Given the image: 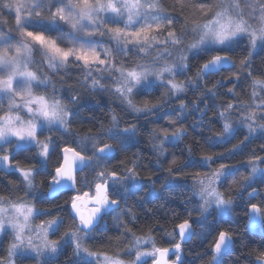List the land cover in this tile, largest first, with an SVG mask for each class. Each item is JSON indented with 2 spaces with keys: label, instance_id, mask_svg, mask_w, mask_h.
I'll return each instance as SVG.
<instances>
[{
  "label": "snow or ice",
  "instance_id": "snow-or-ice-1",
  "mask_svg": "<svg viewBox=\"0 0 264 264\" xmlns=\"http://www.w3.org/2000/svg\"><path fill=\"white\" fill-rule=\"evenodd\" d=\"M185 4L187 0H181L182 8ZM190 6L200 15L211 11L213 7L207 0H200ZM3 10H7L8 14L14 12L15 26L10 28V31L18 33L20 39L15 40L0 28V96L6 97L8 101L7 113L0 115V152H4L0 155V167L7 165L10 170L19 172L29 193L34 192L35 179L40 171H37L35 166L20 167L19 161L13 165L10 156L14 159L21 150L36 149L34 159L40 169L50 177V194L62 189L75 190L77 172L85 168L93 172L91 183H85L90 188L94 186V192L90 194L85 191L72 197V223L58 240L49 239V232L55 235L60 231L64 226L62 217L51 212H42L23 198L11 200L0 196V236H11L6 253L0 255V264H16L14 257L33 253L36 257L46 253L55 254L62 250L65 244L73 246L72 255L69 257L73 264H126L125 259L118 254L109 255L90 250L85 246V238L97 231L107 212L121 207L125 192L143 187L138 183L135 163L128 168V174L124 176L108 169L106 161L117 154V149L113 144L104 142L114 141L120 151H125L137 135L138 129L135 125L121 129L119 118L113 114L111 124L107 128L101 126L95 134H84L74 142L75 147L66 142L65 146L60 148L51 136L41 140L39 136L43 135L44 130L49 133L59 129L69 130L78 118V112L73 111L69 105H76L78 98L73 95L65 103L64 99L56 94L54 86L52 93L46 94L49 85L47 78L38 70L32 69L37 63L35 55H40L41 61L57 72L71 67L82 68L86 78H91L93 88L102 87L100 80L93 77L94 72L118 74L114 82V92L121 102L134 113L151 115L157 106L148 107V101H145V107H138L136 97L141 94L150 95L157 83L164 86L171 95L179 96L189 87H199L198 81L201 79L235 67L236 62L232 56L236 48L244 43L245 38L248 41L245 47L250 46L252 50L257 47L264 48V0H227L226 4L218 5L217 10L205 22L197 23L194 20L191 27L185 23L180 32L174 27L180 23L179 17L171 14L162 0H0V16L3 15ZM53 32L59 34L53 35ZM97 35L107 36L115 47L95 39ZM159 45L164 46L161 51L167 56L175 54L172 62L158 65L156 61L159 57L154 58L152 62L131 67H126L123 62H116L117 56L122 57L129 53L149 54ZM189 54L194 59L199 58L201 54L210 58L197 69L195 80L187 78L186 82H177V75L190 71ZM251 55L252 52L249 51L246 59L240 61L242 67H251ZM232 75L239 78L238 72H233ZM249 75L252 73L249 72ZM217 84L224 86L223 81H217ZM41 86H44V93L39 91ZM252 86L255 95L257 87L264 89V79H254ZM208 91L212 92L211 89ZM17 97H20L19 102ZM184 107L185 105L181 104V110ZM232 107L231 104L227 106L228 109ZM219 115L224 120L223 131L214 142L224 143L232 137L234 129L226 112L221 111ZM245 119L255 123L253 115ZM253 124L247 125L249 134L256 130ZM260 128L264 131V125ZM161 131L165 133L164 138L154 149L163 155L164 143L169 140V129L164 128ZM183 135V131L177 128L172 133L171 140H178ZM244 139L248 140L249 137ZM243 143L244 141H241V144ZM89 144L91 152L88 150ZM6 146L13 149L11 154L6 151ZM57 148H60L62 156L57 160L53 171H48L51 157ZM239 148L240 145H235L232 151ZM189 152L191 153V149ZM253 155L254 160L250 161L252 175L264 174V168L258 167L257 163L262 161V158ZM202 159L209 167L218 162L211 155ZM171 163L176 164V160L173 159ZM188 166L178 167L175 172L169 167V176L161 187L166 190L178 187L174 177ZM195 175L200 177L201 173L197 172ZM232 175L234 170L229 165L220 163L219 168L205 173L203 179H196L195 184L199 187L197 195L202 202L199 205L201 215L208 212L213 205L220 216L230 215L233 200L226 198L219 191V187L227 183ZM247 179L251 182L250 178ZM150 191L152 195L156 194L154 183L150 186ZM256 195L258 193L255 190L248 193L250 200ZM131 211L129 208L128 212ZM261 213V207L251 204L250 222L264 220ZM44 215L52 218L33 227V218ZM132 219H135L134 215ZM125 228L131 232L127 225ZM175 228L178 229L181 242L196 235L187 219L176 224ZM34 235L39 239L38 243L34 240ZM130 243L131 248L127 250V255L131 256L134 249L135 258L129 264H146L145 257H153V264H167L163 258L169 249L157 247L151 230L141 236L133 233ZM234 243L230 230L216 231L214 242L210 245L213 253L210 264H223V257L231 254ZM144 245H151L150 250H142ZM174 250L176 260L180 261L181 243H176ZM255 264H264V251L256 253Z\"/></svg>",
  "mask_w": 264,
  "mask_h": 264
},
{
  "label": "trees",
  "instance_id": "trees-1",
  "mask_svg": "<svg viewBox=\"0 0 264 264\" xmlns=\"http://www.w3.org/2000/svg\"><path fill=\"white\" fill-rule=\"evenodd\" d=\"M220 1L207 0L213 7L204 15H200L194 7L190 6L199 3L200 0H187L183 8L181 0H162V3L171 14L179 17L180 23L174 27L180 32L185 23L191 27L194 20L197 23L205 22L217 10ZM65 29L69 30L67 26ZM188 39L191 40V36ZM103 40L113 48L115 47L108 37H104ZM247 44L245 39L244 43L236 48L232 56L236 62L235 67L201 79L198 81L199 87H196L195 91H188L182 99H173V95L163 86L153 87L150 95L137 96L138 107L145 106L144 102L148 101V107L156 105L159 110L157 113L143 116L127 109L121 102L113 103L109 100H114L112 96L83 85L82 78L78 77L79 72L82 71L81 68L78 70L61 69L57 72L44 69L43 64L36 63L32 66L33 70H38L43 76L49 77H47L49 82L47 94L52 93V86H54L56 94L63 98L65 103L73 95L78 98L76 105H69L73 111L78 112L76 122L71 124L65 135H53L54 141L60 145V148L65 146L66 142L75 147L74 142L84 134L89 132L95 134L101 126L107 128L111 124L113 114L119 118L121 129L131 125H135L138 129L137 135L130 141L125 151H120L114 141H104L113 144V147L117 149V154L106 161L108 169L124 176L128 168L135 163V171L143 181V187L131 193L127 191L125 199L122 200L121 209L107 214L104 219L105 223L85 239V246L90 250L109 255L115 253L129 260L132 255H127L126 251L131 248L133 233L141 236L149 230L156 240L157 247L169 248L178 242L176 224L187 219L193 223L196 236L188 244L183 245L182 264H210L213 255L210 245L214 242L215 232L218 230H230L235 241L231 254L223 257V264H255L256 253L264 251V224L259 232L252 231L248 223V213L251 204L259 205L264 213V174L252 182L250 169L246 165L254 160L253 154L264 158V133L245 142L241 132L238 131L234 138L227 142H214L223 131L224 121L219 113L228 112L229 104L250 103L253 80L264 79V51L250 58V68L242 67L240 63L241 60L246 59L249 52V47H245ZM128 57L132 58V53L122 57L117 56L116 61L118 64L123 62L126 65ZM144 58L141 60L145 61ZM209 58L203 54L196 59L192 55L189 56L188 76L195 80L197 69ZM39 59H41L40 56L35 55L36 62ZM233 72L239 73L238 79L232 75ZM249 72L252 75H249ZM217 81H223L224 86L217 84ZM209 89L212 92H209ZM229 89L232 91L230 92ZM181 104L185 105L183 110H181ZM227 117L232 124H235L231 113L227 114ZM164 128L169 129L167 133L169 140L164 143V154L160 155L155 151L154 146L163 140L165 133L161 130ZM177 128H180L184 135L178 140H171V135ZM241 141L245 143L241 144ZM235 145H240V148L232 151ZM60 148H57L56 153L52 155V164L48 171H53L54 165L61 157ZM88 150L92 151L90 144ZM24 154V152H19L14 159H11V162L19 161V166L30 167L24 160ZM206 155L213 156L218 162L212 163L210 167L207 166L202 159ZM173 159L176 160V164L171 163ZM220 163H225L230 167L237 166L234 175L227 183L219 187V191L226 198H231L233 204L228 217L218 218L216 215H211L207 218L195 209L196 199L192 182L199 178L195 175L197 172L204 176L209 170L219 168ZM183 165L189 166L174 177L179 186L171 190L162 188L161 186L165 184L169 176L167 169L172 167L175 172L176 168ZM261 166L264 168V162ZM36 169L40 171V174L35 179V190L41 197L46 196L50 177L39 167ZM247 178H250L251 182ZM92 179L93 172L87 168L83 174L77 176V189L84 192L82 187L84 182L91 183ZM153 183L157 189L155 195H152L150 191ZM244 185L248 186L244 187ZM254 190L258 195L250 200L248 193ZM15 193L23 196L21 197L23 199L27 198L26 190L16 175L0 172V196L16 200L17 198L13 197ZM71 198L72 194L62 193L53 200L46 199L45 205L40 207L49 212L60 210L59 207L65 209L56 214L63 218L64 226L53 235L54 240H58L72 223L67 207H64ZM133 198L137 199L138 207L133 204L135 203ZM129 208L132 209L131 212H128ZM189 213H191L190 216ZM204 220L206 221L205 226L201 227L200 224L204 223ZM125 225L131 229V232L126 230ZM2 243H4L3 248H6L5 242L2 241ZM72 251L71 246H65L59 256L49 264H73V261L69 259ZM26 260L24 264L37 263L34 259Z\"/></svg>",
  "mask_w": 264,
  "mask_h": 264
},
{
  "label": "rangeland",
  "instance_id": "rangeland-1",
  "mask_svg": "<svg viewBox=\"0 0 264 264\" xmlns=\"http://www.w3.org/2000/svg\"><path fill=\"white\" fill-rule=\"evenodd\" d=\"M221 3H227V0H221L220 1V4ZM246 11H247V9H245ZM14 12L13 13H11V14H8L7 13V10H3V15L2 16H0V28H2L3 29V32L5 33V34H7V35H9V36H12V37H14L15 38V40H19L20 39V36H19V34L18 33H16L15 31H10V28H14V26H15V21H14ZM66 30V29H65ZM68 30V29H67ZM59 33H56V32H53V35H58ZM104 37H107V36H103V38ZM103 38L101 37V36H99V35H97L96 37H95V39H97V40H102V41H104L103 40ZM246 39V38H245ZM244 39V40H245ZM190 41V40H189ZM246 41H247V39H246ZM248 42V41H247ZM163 45H159V46H157L156 48H154L153 50H151V52L149 53V54H146V53H132V58H127V60H126V67H131V66H134L135 64H141V63H146V62H152L153 60H154V58H157V57H159L160 59H158L157 61H156V63L158 64V65H162V64H164V63H170V62H172L174 59H175V54L173 55V56H167V54L166 53H162V49H163ZM249 51H251L252 52V55H251V57L252 56H254V55H256L258 52H260V51H264V48H261V47H257V49H255V50H252L251 48H250V46H249ZM40 56V55H39ZM189 56H191V54H189ZM143 57H145L144 59H145V61H142L141 59H143ZM41 58V57H40ZM36 61V60H35ZM117 62V61H116ZM37 64L38 65H41V64H43V67H45L44 69H49L48 67H47V65H46V63H43L42 61H41V59H39V61L37 60ZM69 69H79V68H77V67H71V68H69ZM82 69V68H81ZM50 71H54V70H52V69H49ZM48 75H50V74H48ZM118 74H113V73H110V72H94L93 73V77H95V78H97V79H99L100 80V82H101V85H102V87H100V86H97V87H95V88H93L92 86H91V78H86V76L84 75V70L82 69V71L81 72H79V74H78V77L80 76L82 79H81V81H82V84L83 85H86L87 87H89V88H91L92 90H95V91H99V92H104L105 94H107V95H110V96H112L113 98H114V100H112V99H109L110 101H112L113 103H119V102H121V99L119 98V96L114 92V87H115V84H114V82H115V80H116V76H117ZM189 74L187 73V71L183 74V75H177V77H176V80H177V82H186V79L187 78H190V76H188ZM46 78L48 77V76H45ZM49 78V77H48ZM48 80V79H47ZM156 86H162V85H159L158 83L156 84V85H154L153 87H156ZM164 87V86H163ZM195 86H192V87H189L184 93H182V94H180L179 96H173V99H177V98H180V99H182V97H183V95H185V94H187V92L189 91H195ZM34 91H37L36 89H34ZM39 91L41 92V93H44V86H41L40 87V89H39ZM48 92L46 91V94H47ZM254 93V89H253V86L251 87V91H250V94H251V102L250 103H248V104H245V103H236V104H234L233 105V107H232V109H229V111L227 112L226 111V114H229V113H231L233 116H234V118H232V121H234V123L235 124H233V129H234V131H233V135H232V137L231 138H228L227 140H226V142L227 141H229V140H231V139H233L234 138V136H235V134L236 133H238V131L239 132H241V135L245 138V137H249V139L248 140H245L244 139V141L245 142H247V141H250L251 139H253L254 137H256V136H258V135H261V134H263L264 133V131H262L261 130V128H260V126L261 125H264V89H261V88H259V87H257L256 89H255V95L253 94ZM17 99V101L19 102L20 101V97H17L16 98ZM122 103V102H121ZM126 106V105H125ZM141 107H145V106H141ZM7 111H8V101H7V98L6 97H2V96H0V115H3V114H5V113H7ZM157 111H159L157 108L156 109H154V113L156 112L157 113ZM136 114H138V115H140V116H143V115H148V114H146V113H136ZM250 115H253L254 117H255V123L253 124V122L251 121V120H246L245 118L246 117H248V116H250ZM224 121V120H223ZM248 124H253V127L256 129L254 132H252L251 134H249V129H248V127H247V125ZM66 133H68V131H64L63 129H59V130H54V131H52L51 133H49L47 130H44V132H43V135H40L39 136V138L41 139V140H44L45 139V137H48V136H51V138H52V140H54L53 139V135H65ZM244 142V143H245ZM6 151L9 153V154H11L12 153V151H13V149L11 148V147H9V146H6ZM35 151H37L36 149H33L32 151H23V150H21V152H24L25 154H24V160L28 163V165L30 166V167H33V166H35V167H39L40 168V165L39 164H36V161H35V159H34V154H35ZM4 154V152H0V155H3ZM18 154V153H17ZM16 154V155H17ZM16 155H15V157H16ZM10 160H11V156H10ZM264 162V158L262 159V161H259V162H257L258 163V167H260V168H263L262 166H261V164ZM12 163V162H11ZM13 165H15L16 163H12ZM52 164V162L50 161V163H49V166ZM249 169H250V173H251V177H252V182L256 179H259V178H261V176L263 175V174H260V173H257L255 176H253L252 175V172H251V163L249 162L247 165H246ZM21 167V166H20ZM233 170H236L237 169V166H234V167H231ZM49 169V168H48ZM212 171H214L213 169L212 170H209V172L208 173H210V172H212ZM0 172H4V173H6V174H14V175H16L20 180H21V182H22V184H23V187H24V189L26 190V195H27V198L26 199H28L29 198V200H28V202L29 203H31V204H34L35 205V207L38 209V210H40V211H42V212H49V210L48 211H46V209H42V208H40V206H41V204H44L45 202V197H47V196H49V194H50V192H49V189H48V191H47V193H46V196H40L39 194H38V192L35 190L34 192H31V193H29V191H28V189L26 188V186H25V184L23 183V177L20 175V173L19 172H16V171H12V170H10L9 169V167L7 166V165H5V166H3V167H0ZM128 174V172H126L125 173V175H127ZM204 178V176H201V177H199L198 179H203ZM195 181L196 180H194L193 182H192V184H193V187H194V196H195V209L196 210H198L199 211V213H200V215H201V211H200V209H199V205L202 203L201 202V200H200V198H199V196L197 195V193L199 192V187L195 184ZM90 183V182H89ZM138 183L140 184V185H142L143 186V181L138 177ZM35 185H36V181H35ZM83 188H84V192H85V190L86 191H89L90 192V194L92 193V192H94V186L92 187V188H90V189H88V184H86L85 182H84V184H83V186H82ZM87 187V188H86ZM86 188V189H85ZM134 190H130V191H128V193H131V192H133ZM83 192H80L79 191V189H75V190H72V196H74V195H76V194H82ZM127 194V192H125L124 193V196ZM59 195V194H58ZM57 196V195H56ZM13 197H15V198H21V197H23V196H18V194H14L13 195ZM55 197V196H54ZM25 199V200H26ZM72 199V198H71ZM71 199H69L68 200V203H65V206H67L69 209H70V202H71ZM134 199V202L135 203H133L136 207H138L139 206V204H138V202H137V199H135V198H133ZM67 204V205H66ZM59 212L61 213V211H63V210H65V209H63V208H61V207H59ZM110 213L112 212V210L111 211H109ZM204 215L207 217V218H209L211 215H216L218 218H226V217H228V216H220L219 214H218V210L215 208V206L213 205L211 208H209L208 209V212H206V213H204ZM262 215H264V213L262 214ZM52 217H50V216H47V215H44V216H40V217H34L33 218V220H32V226L33 227H35V226H37V225H39V224H41V223H43V221H45V220H48V219H51ZM205 220H204V223L203 222H201V227L202 226H205ZM104 223V220H101V222H100V224H99V226L100 225H102ZM98 226V227H99ZM252 231H257V228H256V226L254 227V228H252L251 229ZM8 231L10 232L11 230L10 229H8ZM93 234V233H92ZM91 234V235H92ZM53 234L51 233V232H49V239H51V240H54L53 238ZM4 238V239H3ZM87 238V237H86ZM85 238V239H86ZM60 239V238H59ZM132 239V238H131ZM10 240H11V236H7V237H3V236H0V255H3V254H5L6 253V250H7V248H8V245H9V242H10ZM34 240H36V242L38 243L39 242V239L38 238H36L35 237V235H34ZM56 240V239H55ZM2 241L3 242H5V244H6V248H3V245H4V243H2ZM65 246H71L72 248H73V246L72 245H70V244H65L64 245V247ZM64 247L62 248V250L64 249ZM150 248H151V245H144L143 246V248H142V250H150ZM62 250H60V251H58L57 253H55V254H48V253H46L44 256H41V257H36L35 256V254L33 253V254H31V255H24L23 257H14V260H16V261H19V262H21V264H23V263H25L27 260L26 259H34V261H36L37 263L36 264H49V263H51V262H53L58 256H59V254L61 253V251ZM2 253V254H1ZM126 253H127V251H126ZM134 258H135V250L133 249V253H132V258L131 259H129V260H125L126 261V264H129V262L130 261H132V260H134ZM144 260L148 263V264H153V260H154V258L153 257H145L144 258ZM17 264V263H16Z\"/></svg>",
  "mask_w": 264,
  "mask_h": 264
},
{
  "label": "flooded vegetation",
  "instance_id": "flooded-vegetation-1",
  "mask_svg": "<svg viewBox=\"0 0 264 264\" xmlns=\"http://www.w3.org/2000/svg\"><path fill=\"white\" fill-rule=\"evenodd\" d=\"M61 156H62V154H61ZM87 169V168H86ZM85 169V170H86ZM84 170V171H85ZM84 171L83 172H79V173H77V176L78 175H80V174H83L84 173ZM76 188H77V185H76ZM49 189V188H48ZM62 193H66V194H72V190H63V191H61L60 193H59V195L60 194H62ZM59 195H57V196H55V197H52L50 194H49V196H47V197H45V200L47 199H49V200H53L54 198H56V197H58ZM73 195V194H72ZM257 196V195H256ZM255 196V197H256ZM73 197V196H72ZM45 202V201H44ZM66 203H68V202H66ZM45 205V203L44 204H41V206H44ZM67 205V204H66ZM121 205H122V200H121ZM40 206V207H41ZM259 206V205H258ZM64 207H65V205H64ZM67 207V206H66ZM260 207V206H259ZM119 209H121V207L119 208ZM67 210H68V212H69V216H71L73 213L71 212V209H69L68 207H67ZM116 210H118V209H116ZM250 210V209H249ZM113 211H115V210H112V212ZM51 212V211H50ZM51 213H54V214H57V213H60L59 212V210H52V212ZM110 212H107V214H109ZM107 214H105L104 215V218H103V220L105 219V216L107 215ZM263 213H261V215H262ZM104 223H105V221H104ZM103 223V224H104ZM191 224H192V226H193V223L192 222H190ZM248 223H249V227H250V229H252V228H254L255 226H256V228H257V232H259L260 231V229H262V226H263V224H264V220H260L259 221V223H257L256 225H251V222H250V220H249V213H248ZM102 224V225H103ZM101 226V225H100ZM99 226V227H100ZM98 227V228H99ZM177 230V229H176ZM193 230H194V226H193ZM256 232V231H255ZM194 233H195V230H194ZM176 235H177V232H176ZM196 235H194L193 236V238L195 237ZM192 238V239H193ZM177 239H178V242L177 243H181V241H180V238H179V236L177 235ZM192 239L190 240V241H192ZM189 241V242H190ZM188 242V243H189ZM188 243H181V252H180V256H181V260L180 261H177L176 260V253L175 254H173V255H171L170 256V258H169V260L171 261V262H173V263H178V264H182V262H183V258H184V256H183V245H186V244H188ZM174 248V245L172 246V247H169L168 249H173ZM233 248V247H232ZM16 263L17 264H21V262H19V261H16ZM24 264V263H23Z\"/></svg>",
  "mask_w": 264,
  "mask_h": 264
},
{
  "label": "water",
  "instance_id": "water-1",
  "mask_svg": "<svg viewBox=\"0 0 264 264\" xmlns=\"http://www.w3.org/2000/svg\"><path fill=\"white\" fill-rule=\"evenodd\" d=\"M227 69H232V68H227ZM62 154V153H61ZM86 169V168H85ZM84 169V170H85ZM83 170V171H84ZM83 171H78L77 173H79V172H83ZM63 190H73V189H62L61 191H63ZM61 191H59V192H57V193H54V194H50L52 197H54V196H56V195H58ZM249 212H250V210H249ZM257 223H259V221L258 222H256V223H251V225L253 226V225H256ZM190 225H191V230L194 232V230H193V226H192V224L190 223ZM176 232H177V235H178V229L176 230ZM179 236V235H178ZM193 238V236L191 237V239ZM191 239H189V240H187V241H185V242H181V243H188ZM173 254H175V250H174V248L173 249H169V252H168V254L163 258L164 260H166L167 261V264H178V263H173V262H171L170 260H169V258H170V256L171 255H173Z\"/></svg>",
  "mask_w": 264,
  "mask_h": 264
}]
</instances>
